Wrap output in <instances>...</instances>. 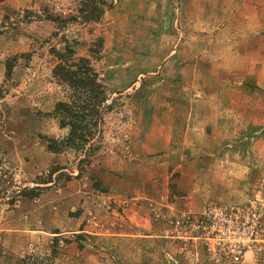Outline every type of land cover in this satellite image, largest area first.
I'll list each match as a JSON object with an SVG mask.
<instances>
[{
    "label": "rangeland",
    "instance_id": "1",
    "mask_svg": "<svg viewBox=\"0 0 264 264\" xmlns=\"http://www.w3.org/2000/svg\"><path fill=\"white\" fill-rule=\"evenodd\" d=\"M102 1L85 22L92 0H0V264H230L175 224L264 212V0ZM66 42L107 88L92 156L48 148L69 132L52 117Z\"/></svg>",
    "mask_w": 264,
    "mask_h": 264
},
{
    "label": "trees",
    "instance_id": "2",
    "mask_svg": "<svg viewBox=\"0 0 264 264\" xmlns=\"http://www.w3.org/2000/svg\"><path fill=\"white\" fill-rule=\"evenodd\" d=\"M89 11L80 12L81 20L85 22H99L105 13V3L102 0H92ZM88 6L84 5V9ZM89 12L90 16L86 13ZM62 21H58L61 23ZM58 60L53 76L58 83L67 89L66 102L56 104L52 117L58 121L60 129H68V136L62 142L49 145V149L59 152L58 147L71 148L81 151L86 156L96 152L94 141L100 137L103 106L108 101L107 88L99 80V75L87 58H76L75 48L66 42L65 48L53 50ZM28 56L20 57L22 59ZM19 58L6 62V80L11 79L12 71ZM5 92L0 90V98ZM86 160L80 162L85 164ZM27 259L20 261V264Z\"/></svg>",
    "mask_w": 264,
    "mask_h": 264
},
{
    "label": "built area",
    "instance_id": "3",
    "mask_svg": "<svg viewBox=\"0 0 264 264\" xmlns=\"http://www.w3.org/2000/svg\"><path fill=\"white\" fill-rule=\"evenodd\" d=\"M176 237L221 253L227 263L241 264L264 242V212L256 199L247 206L208 204L175 224Z\"/></svg>",
    "mask_w": 264,
    "mask_h": 264
},
{
    "label": "crops",
    "instance_id": "4",
    "mask_svg": "<svg viewBox=\"0 0 264 264\" xmlns=\"http://www.w3.org/2000/svg\"><path fill=\"white\" fill-rule=\"evenodd\" d=\"M165 1H166V0H165ZM177 76H178V75H177ZM178 78H179V76H178ZM181 78H182V77H181ZM132 255H133V254H131V256H132ZM131 256H130V257H131ZM140 263H141V262H140Z\"/></svg>",
    "mask_w": 264,
    "mask_h": 264
}]
</instances>
